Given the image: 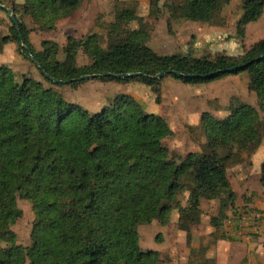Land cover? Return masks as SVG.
I'll return each mask as SVG.
<instances>
[{"label":"trees","instance_id":"16d2710c","mask_svg":"<svg viewBox=\"0 0 264 264\" xmlns=\"http://www.w3.org/2000/svg\"><path fill=\"white\" fill-rule=\"evenodd\" d=\"M229 1L185 0L169 7L167 25L172 20L217 24ZM159 2L149 0L152 8ZM82 3L25 0L22 5L5 6L18 25L11 23L0 42L15 43L19 55L36 67L44 82L56 87L75 88L85 82L82 76L152 87L162 79L155 78L160 72L184 85H198L246 72L247 89L255 94L257 107L264 109V59L256 61L264 53V40L234 56L160 55L148 46L142 20L132 14L140 27L107 52H102L94 34L80 40L67 37L64 53L75 56L81 51L90 60L86 66L59 61L60 48L52 41L41 42V51L35 50L21 18H30L36 30L51 31ZM241 9L236 23L239 38L262 17L264 0H245ZM115 20L125 21V15L116 13ZM231 67L240 69L222 73ZM121 74L126 76H111ZM227 111L221 119L203 113L196 126L205 139L202 151L176 161L162 145L173 134L167 120L146 112L133 97L116 95L99 112L91 113L65 101L41 81L25 75L17 80L10 68L1 66L0 264H157V252L139 246L140 224L156 220L167 225L176 210V224L188 236L186 220L200 209L202 200L222 195L232 203L236 200L227 176L228 162L242 164L256 151L259 116L237 98L230 100ZM260 182L264 186V162ZM186 193L182 206L178 197ZM16 197L31 201L35 212L27 248L17 246L10 231L21 217Z\"/></svg>","mask_w":264,"mask_h":264},{"label":"rangeland","instance_id":"374dc122","mask_svg":"<svg viewBox=\"0 0 264 264\" xmlns=\"http://www.w3.org/2000/svg\"><path fill=\"white\" fill-rule=\"evenodd\" d=\"M244 1L230 0L222 10V20L211 25L172 20L168 26L169 7L182 5L185 0L173 2L160 0L157 8H152L149 0H83L74 13L61 18L51 31L36 30L28 17L21 18V21L28 29L29 43L35 50L41 51V42L52 41L60 48L57 59L69 66L83 67L88 65L90 60L81 51L75 56L65 54L63 48L67 37L80 40L94 34L98 37L102 52H107L112 44L127 40L133 29L140 27L137 20L131 19L132 14L140 18L142 25L147 28L148 46L154 52L160 55L181 54L189 58L191 56L213 59L240 54L253 43L264 40V13L257 22L246 27L243 38L237 37L236 23L241 16ZM24 2L25 0H0V5H22ZM126 11L129 14H126ZM116 13L125 15V21H116ZM10 25L9 17L0 11V37L8 34ZM1 66L10 68L17 80L25 75L41 81L45 87L53 88L65 101L77 104L91 113L99 112L119 94L140 100L148 112V109H157L158 112L168 108L162 104L169 101L174 92L176 95L189 93L190 96L183 102L192 103L190 106L199 105L196 96L190 92L194 90L210 92L218 81L222 83L234 77L225 76L198 86L184 85L170 76H165L152 87H146L139 82L120 84L93 79H88L75 88L56 87L44 82L36 67L23 59L17 52L16 44L11 42L7 44L0 42ZM243 75H246V72ZM168 82L169 86L166 84ZM171 82H175L177 87L172 88ZM250 95L255 97L253 92ZM205 97L207 98L206 95ZM173 110L175 113L166 112L164 117L173 134L164 138L162 145L169 150L172 159L180 161L188 153L201 152L205 139L200 128L194 126L199 124L200 110L187 113H182L183 109L178 107ZM256 110L259 116L256 144L258 150L260 147L264 148V109L256 106ZM233 149H236L235 145ZM220 154L225 156L226 152L220 150ZM253 154L239 165L228 162L230 164L227 176L230 184L237 187L239 178L242 180L246 177L244 174L239 177L238 169H242L241 172L246 171L250 165L248 159L252 158ZM261 185L260 174L258 180H254L253 174L249 192H253L254 196L244 195L243 202L248 200L251 204L252 200L257 199L264 203V193L259 194L262 191ZM187 195L186 193L178 197L180 205L185 206ZM16 205L21 217L10 227V231L16 238L17 246L27 248L31 244V229L35 222L33 204L29 200L16 197ZM177 213L176 210L170 213V222L167 225H161L155 220L137 227L140 248L143 251H156L157 264H264V210L239 206L237 202L229 201L227 195L215 200H202L200 209L191 213L186 220L190 230L189 237L185 231L178 228ZM240 215L246 217V220L236 225L235 219ZM230 219L234 220L227 224ZM2 246L5 247V244Z\"/></svg>","mask_w":264,"mask_h":264},{"label":"crops","instance_id":"0c3cea01","mask_svg":"<svg viewBox=\"0 0 264 264\" xmlns=\"http://www.w3.org/2000/svg\"><path fill=\"white\" fill-rule=\"evenodd\" d=\"M254 44V43H253ZM242 54V53H240ZM236 54V55H240ZM234 56V55H231ZM244 72L236 74V75H227V76H234L231 77V79L227 81H223L222 83H215L213 88L211 89L210 92H205V91H200V90H194L193 92H190L196 96V101L199 103V105H193L190 106L192 103H184L190 94L189 93H183L181 95H177L174 92V96H172L169 101L166 103H163V107L167 106L164 111L158 110L157 109H148L149 112L146 110L145 105L143 102L140 100H137L134 98L140 105L141 107L148 113H153L162 117H165L166 112L167 113H175L173 110L174 108L178 107L181 108L182 113H187V111H194V110H200L201 115L205 112L210 113L212 116L221 119L224 118L228 115L227 107L232 98H237L239 101L243 104L249 105L253 108L256 109L257 106V100L256 96L254 97L253 95H250L247 85H248V75H243ZM225 77V76H224ZM223 78V77H222ZM221 79V78H220ZM218 80V79H217ZM216 81V80H215ZM178 82V81H177ZM213 82V81H212ZM180 83V82H179ZM211 83V82H209ZM169 86V82L166 83ZM172 88L177 87L175 82L170 83ZM208 84V83H206ZM206 84H198V85H206ZM198 85H188V86H198ZM147 87V86H146ZM207 96V98L205 97ZM132 97V96H131ZM250 102H249V101ZM162 103V102H161ZM147 107L148 104H146ZM162 109V108H161ZM151 111V112H150ZM153 111V112H152ZM220 114V115H218ZM201 118V116H200ZM200 124V120H199ZM194 125V126H198ZM169 125V124H168ZM170 127V126H169ZM262 157V159H261ZM264 162V148L260 147L258 150L255 151L253 154L252 158L249 159V167H247L246 171H242V169H238L239 177L244 174L246 177L242 180L237 182V187L233 186L231 183V187L236 195V200L235 202L238 203L239 206H249L252 209H256L258 211L264 210V203H261L259 200H252V203L249 204V201L247 200L246 202L244 201V195L247 197H252L254 196L253 192H249V183L251 181V177L254 174V180H258V176L260 174V167L262 163ZM262 191L259 194L264 193V186H262ZM251 193V194H250ZM255 199V198H254ZM254 202V203H253ZM253 204V205H252Z\"/></svg>","mask_w":264,"mask_h":264},{"label":"water","instance_id":"95a60500","mask_svg":"<svg viewBox=\"0 0 264 264\" xmlns=\"http://www.w3.org/2000/svg\"><path fill=\"white\" fill-rule=\"evenodd\" d=\"M0 9L3 10V11L7 14V16L10 18L11 23H12L15 27H17V25H18V21H17V19L12 15L11 10L8 9V8H6V7L3 6V5H0ZM262 59H264V53L261 54L260 56H258V57L256 58V61H260V60H262ZM239 69H240L239 67H231V68L227 69L226 71H222V73H226V72H227V73H234V72L239 71ZM172 74H173L174 76H176V77H180V76H182V75H181L180 73H178V72H172ZM164 75H165L164 72H160V73H158L157 75H155V78H156V79L163 78ZM111 76H113V77H124V76H126V75L121 74V75H111ZM127 76H134V74H128ZM194 76H195V75H188V76H186V77H190V78H192V77H194ZM88 79H89V76H82V77H81V80H83V81H86V80H88Z\"/></svg>","mask_w":264,"mask_h":264},{"label":"built area","instance_id":"2783aa9c","mask_svg":"<svg viewBox=\"0 0 264 264\" xmlns=\"http://www.w3.org/2000/svg\"><path fill=\"white\" fill-rule=\"evenodd\" d=\"M238 219H235V220H237V221H235L237 224L236 225H238V224H241L243 221H245L246 220V217H244V216H242V215H240V217H237ZM234 220V219H233ZM233 220H229V221H227V224H230V222L231 221H233Z\"/></svg>","mask_w":264,"mask_h":264}]
</instances>
